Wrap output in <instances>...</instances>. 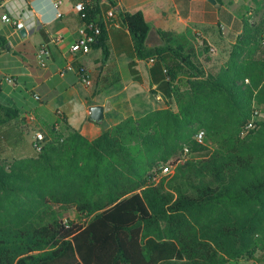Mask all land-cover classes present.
<instances>
[{
	"label": "trees",
	"instance_id": "1",
	"mask_svg": "<svg viewBox=\"0 0 264 264\" xmlns=\"http://www.w3.org/2000/svg\"><path fill=\"white\" fill-rule=\"evenodd\" d=\"M117 16L126 30L104 27L99 16L102 62L110 45L124 49L140 82L133 59L150 61L167 105L93 140L56 114L40 153L0 163V264H264V121L241 137L253 108L264 114V17L243 22L212 70L219 59L206 41L197 51L158 30L161 44L148 48L143 14ZM17 116L0 103V126ZM166 164L174 172L157 181Z\"/></svg>",
	"mask_w": 264,
	"mask_h": 264
},
{
	"label": "crops",
	"instance_id": "2",
	"mask_svg": "<svg viewBox=\"0 0 264 264\" xmlns=\"http://www.w3.org/2000/svg\"><path fill=\"white\" fill-rule=\"evenodd\" d=\"M78 1L63 3L59 10L62 16L57 18L51 0H0V17L7 15L23 22L26 31L23 37L20 31L24 29L17 30L0 20V36L6 41L4 49L0 48V103L18 112L16 118L0 126V139L12 143L9 146L1 141L2 162L32 153L34 132H45L56 114L65 118L67 129L93 140L103 129L126 118L138 119L167 105L168 99L151 80L150 61L133 59L140 76L138 82L130 73L131 59L124 49L116 52L110 45L104 63L99 46H93L86 55H69L81 25L73 11ZM261 1L264 0H116V6L109 10H114L118 26L113 28L119 30L126 29L117 13L140 11L150 26L148 48L161 44L157 31L162 30L175 37H186L195 45L206 41L220 53L221 47L227 50L235 43L250 10ZM99 2L101 9L108 5V0ZM56 36L61 37L57 43L53 42ZM42 44H48L51 53L46 69H40L34 58L36 48ZM70 62L76 70H88L90 86L79 81L76 70L66 71ZM35 94L39 101L34 99ZM91 106L103 108L99 123L90 120ZM171 106L175 107L174 102Z\"/></svg>",
	"mask_w": 264,
	"mask_h": 264
},
{
	"label": "built area",
	"instance_id": "3",
	"mask_svg": "<svg viewBox=\"0 0 264 264\" xmlns=\"http://www.w3.org/2000/svg\"><path fill=\"white\" fill-rule=\"evenodd\" d=\"M70 0H51L55 10L57 11L56 17L60 18L62 13L59 11L60 7L63 3L69 2ZM100 9V15H99ZM98 14L95 18L91 21H85L87 18V12L90 11H97ZM73 11L75 14L84 19L77 30V36L73 43L70 45L69 48V55L73 58L76 55H86L88 54L92 47L97 43L100 35H101V25L99 24V16L102 20L104 27H117L118 23L116 22L115 12L114 10H109L107 12H103L101 9V3L99 0H80L73 5ZM2 22L10 23L15 27L17 30L24 29L23 22L13 19L7 15H2L0 17ZM61 40L60 36H56L53 39V42H59ZM261 45L264 46V32L262 33ZM50 48L48 44H42L36 48L34 58L35 61L40 69H46L49 59H50ZM68 70H76L73 66L72 62H70L67 67L66 71ZM77 75L79 81L85 85L90 86L91 84V77L88 70L84 67H79L77 70ZM248 82V80H245ZM34 99L39 101L38 95H34ZM259 113L257 110H253L251 114V118L249 121L243 126L241 131V136H245L250 131H253L257 127ZM60 125L58 123H54L52 130L54 133L60 132ZM204 133L199 131L196 135V139L199 143L203 141ZM50 140L47 137V134L44 131H35L33 134V138L31 141L32 150L35 153H40L44 147V145ZM188 153V149L184 148V154ZM171 167L169 165H165L160 167V174L167 175L170 173Z\"/></svg>",
	"mask_w": 264,
	"mask_h": 264
},
{
	"label": "rangeland",
	"instance_id": "4",
	"mask_svg": "<svg viewBox=\"0 0 264 264\" xmlns=\"http://www.w3.org/2000/svg\"><path fill=\"white\" fill-rule=\"evenodd\" d=\"M264 1H261V3H260V5H255L254 6V8L253 9H251L250 10V14H249V16H248V20H244V21H247V22H252V20H255V21H257V20H259V18H261V17H264ZM193 46H194V48L197 50V51H200L201 50V42L199 41L196 45L195 44H193ZM208 49H209V53H210V55L211 56H213V57H217L218 59H219V61H218V63L217 64H214V65H210V67H209V69H212V70H216V68H219L220 67V65L221 64H223L224 62H225V60H226V58H225V55H224V52L221 54V50H225L226 48H224V47H221V49H220V53H219V51H216L215 49H214V47L213 46H211V45H208V47H207ZM262 48L264 49V46H262ZM218 53L220 54L219 56H218ZM126 75H129V74H126ZM245 83H248V82H245ZM253 110H257L256 108H253ZM252 110V111H253ZM258 111V110H257ZM258 113H259V111H258ZM258 122L260 121V120H263L264 121V114H262V113H259V116H258ZM242 137V136H241ZM244 137V136H243ZM33 154V153H32ZM31 154V155H32ZM190 156H188V155H184V156H182V158H185V159H187V158H189ZM11 161H9V162H2V161H0V163H2V164H5V165H8L9 163H10ZM166 165H169V164H166ZM170 166V165H169ZM171 167V169H170V173L169 174H167L166 176H164V175H161L160 173L157 175V181L160 179V178H162V177H169V175H171L173 172H174V167L173 166H170ZM156 181V182H157ZM70 219H73V215H72V213H70L69 214V216H68ZM240 264H249L250 262H248L247 263V260L246 259H243V260H241L240 262H239ZM170 264H187V262L186 261H182V262H179V261H174V262H171Z\"/></svg>",
	"mask_w": 264,
	"mask_h": 264
},
{
	"label": "water",
	"instance_id": "5",
	"mask_svg": "<svg viewBox=\"0 0 264 264\" xmlns=\"http://www.w3.org/2000/svg\"><path fill=\"white\" fill-rule=\"evenodd\" d=\"M214 2V0H209ZM21 36H25L26 35V31L25 29L20 31ZM89 112H90V120H92L93 122L99 123L100 121H102L103 119V108L101 106H91L89 108Z\"/></svg>",
	"mask_w": 264,
	"mask_h": 264
}]
</instances>
